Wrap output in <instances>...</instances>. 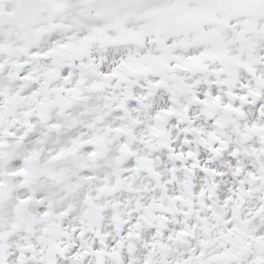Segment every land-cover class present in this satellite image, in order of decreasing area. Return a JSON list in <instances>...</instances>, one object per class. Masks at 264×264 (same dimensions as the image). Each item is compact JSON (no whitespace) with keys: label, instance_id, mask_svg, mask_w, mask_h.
Instances as JSON below:
<instances>
[{"label":"snow or ice","instance_id":"snow-or-ice-1","mask_svg":"<svg viewBox=\"0 0 264 264\" xmlns=\"http://www.w3.org/2000/svg\"><path fill=\"white\" fill-rule=\"evenodd\" d=\"M0 264H264V0H0Z\"/></svg>","mask_w":264,"mask_h":264}]
</instances>
